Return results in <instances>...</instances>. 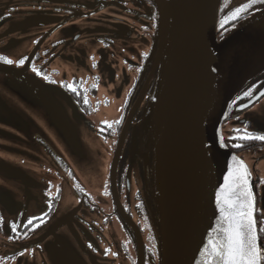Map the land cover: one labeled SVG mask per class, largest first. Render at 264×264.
<instances>
[{
	"label": "flooded vegetation",
	"instance_id": "obj_1",
	"mask_svg": "<svg viewBox=\"0 0 264 264\" xmlns=\"http://www.w3.org/2000/svg\"><path fill=\"white\" fill-rule=\"evenodd\" d=\"M159 19L155 0H0V264H161ZM263 88L264 71L221 127L251 170L262 252L264 141L233 137L264 135Z\"/></svg>",
	"mask_w": 264,
	"mask_h": 264
},
{
	"label": "water",
	"instance_id": "obj_2",
	"mask_svg": "<svg viewBox=\"0 0 264 264\" xmlns=\"http://www.w3.org/2000/svg\"><path fill=\"white\" fill-rule=\"evenodd\" d=\"M155 2L160 14V68L152 110L161 264H203L200 249L219 216L215 191L231 158L238 157L227 148L221 127L236 94L264 70V8L218 40L221 0ZM188 20L202 47L186 67L179 42ZM249 183L253 191L252 174ZM255 205L256 201L254 219Z\"/></svg>",
	"mask_w": 264,
	"mask_h": 264
},
{
	"label": "snow or ice",
	"instance_id": "obj_3",
	"mask_svg": "<svg viewBox=\"0 0 264 264\" xmlns=\"http://www.w3.org/2000/svg\"><path fill=\"white\" fill-rule=\"evenodd\" d=\"M257 3L264 4V0H248V2L235 7L221 20L220 27L223 28L229 21H235L242 13H245ZM0 61L8 65L14 63L7 56H0ZM15 63L23 65L24 59H20ZM33 71L37 75L40 74L35 68H33ZM45 79L48 78L45 77ZM68 87L71 88V85H68ZM72 90L75 91V89ZM251 95V91L244 92L245 97ZM85 102L87 103V99H85ZM250 103L251 101H249ZM248 106L245 104L240 105L242 108ZM235 131L239 132L241 130L235 129ZM233 139L264 141V135L253 134L245 129L243 135L233 137ZM242 146V144L233 145V147ZM250 175L251 172L244 161L233 156L229 162L228 171L223 177V183L215 191V203L219 216L217 217L216 227L208 233L207 242L200 249L201 256L205 257L203 264H261L262 259H264V252L258 244L257 224L253 215L255 197L249 183ZM261 184H264V179L261 180ZM44 215L46 216L47 213ZM37 219L40 220V223L44 222L43 218L32 217L28 219L27 223L32 225L33 228L38 227L34 223ZM12 231H16L14 225ZM259 231H264V228L259 229ZM112 255L115 256L116 253L113 252Z\"/></svg>",
	"mask_w": 264,
	"mask_h": 264
},
{
	"label": "bare ground",
	"instance_id": "obj_4",
	"mask_svg": "<svg viewBox=\"0 0 264 264\" xmlns=\"http://www.w3.org/2000/svg\"><path fill=\"white\" fill-rule=\"evenodd\" d=\"M183 24L181 31L182 35L179 42V45L181 46L180 56L182 64L188 67V65L199 56L202 41L197 37L199 34H197L196 29L193 28V24L189 23V20L188 23Z\"/></svg>",
	"mask_w": 264,
	"mask_h": 264
},
{
	"label": "trees",
	"instance_id": "obj_5",
	"mask_svg": "<svg viewBox=\"0 0 264 264\" xmlns=\"http://www.w3.org/2000/svg\"><path fill=\"white\" fill-rule=\"evenodd\" d=\"M221 1H222V2H221V4L219 5V9H218L219 13H218V18H217V28H216V33H217V35H218V40H219L220 38H222L224 35H226L227 33H229V30H231L232 28L236 27V26L240 23V20H243V19L249 17L250 14H252V13H250V14L247 13V14H245V15H240L235 21H229L228 23H226V24L224 25L223 28H221V27H220V22H221V20H222L225 16H227V15L224 13V11H222V6H223L224 1H223V0H221ZM245 3H246V2H245ZM253 13H255V12H253ZM263 71H264V70H263Z\"/></svg>",
	"mask_w": 264,
	"mask_h": 264
},
{
	"label": "rangeland",
	"instance_id": "obj_6",
	"mask_svg": "<svg viewBox=\"0 0 264 264\" xmlns=\"http://www.w3.org/2000/svg\"><path fill=\"white\" fill-rule=\"evenodd\" d=\"M74 167L76 168V166L74 165ZM263 167H264V165H263Z\"/></svg>",
	"mask_w": 264,
	"mask_h": 264
}]
</instances>
